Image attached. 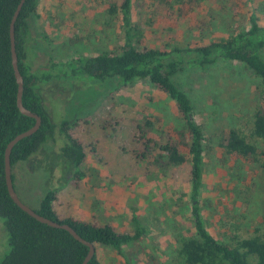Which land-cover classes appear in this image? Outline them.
I'll return each instance as SVG.
<instances>
[{
  "label": "rangeland",
  "instance_id": "374dc122",
  "mask_svg": "<svg viewBox=\"0 0 264 264\" xmlns=\"http://www.w3.org/2000/svg\"><path fill=\"white\" fill-rule=\"evenodd\" d=\"M107 3L108 0H39L35 14L28 19L33 37L30 51L36 55L33 68L51 62L55 74H62L61 67L65 68L70 59L93 56L119 45L123 33L118 18L107 16ZM184 3L187 12L177 24L175 17L165 18L166 7L155 0H133V24L142 31L143 40L153 37L156 44L166 42L178 47L217 40L225 31L217 25L219 16L228 19L229 29L245 26L250 13L259 25H264V0ZM200 21L207 25L201 26ZM172 79L189 97L193 118L204 137L198 206L206 229L218 240L234 231L245 237L255 229L264 236V169L235 159L222 164L217 148L225 130L242 127V115L251 110L257 81L230 61H218L204 70L188 66ZM77 80L82 86L69 99L59 104L55 98L50 106L45 105L51 109L55 123L76 122L73 133L87 146L81 166L83 176L74 185L71 183L75 179L69 165L58 157L60 139L56 136L54 142H45L37 153L11 167L18 199L36 210L41 197L52 189L55 199L51 206L59 219L108 224L118 232H131L130 220L136 217L147 232L136 243L140 247L135 245L128 251L129 262L144 264L148 255L161 263L169 261L175 253L177 233L190 220L188 166L158 171L145 158H138L140 149L129 129L115 120L124 124L146 115L154 134L163 135L180 127L174 104L144 81L118 88L115 79ZM8 250L0 219V258ZM95 254L100 264H124L106 247L96 246Z\"/></svg>",
  "mask_w": 264,
  "mask_h": 264
},
{
  "label": "trees",
  "instance_id": "16d2710c",
  "mask_svg": "<svg viewBox=\"0 0 264 264\" xmlns=\"http://www.w3.org/2000/svg\"><path fill=\"white\" fill-rule=\"evenodd\" d=\"M38 1L23 2L14 21L13 36L17 70L22 79L21 103L39 116L41 123L35 133L13 145L9 155L10 169L15 163L37 153L45 142H54L58 136V157L69 165L74 185L83 176L81 166L87 146L73 133L76 122L69 124L60 120L55 123L45 102L50 106V101L55 98L59 99V104L69 99L82 86L78 78L97 82L115 79L118 88L144 81L172 101L180 127L155 135L153 124L146 115L124 124L118 120L115 123L129 129L131 139L140 149L138 158H145L158 171L167 167L188 166L187 210L190 219L188 226L177 233L172 259L161 263L155 256L148 255L144 264H264V236L258 229L245 237L234 231L218 240L205 227L198 206L204 137L201 126L193 118L189 97L172 79L188 66L204 70L218 61L234 62L249 73L257 81L251 110L242 115V127H230L222 133L217 144L221 152L218 158L222 164L235 159L264 169V25H259L255 15L250 13L245 26L229 29L228 19L219 16L217 25L225 29L221 38L191 46H168L166 42L156 44L153 37L143 40L142 31L133 24V0H108L105 12L110 18H118L123 33L122 42L112 50L93 56H76L65 63V68L61 67L62 74H55V65L51 62L33 68L36 55L30 51L33 37L28 19L35 14ZM18 2L0 0V219L9 248L0 258V264H81L87 247L65 230L48 227L26 215L10 200L5 187V146L34 123L32 118L21 115L15 105L17 85L11 67L9 23ZM155 2L166 7V19L175 17L176 21H182L185 17L187 5L184 0ZM199 23L203 27L207 25L205 21ZM197 30L202 33L200 27ZM60 80L63 81L59 83ZM10 177L12 182L11 174ZM12 187L15 192L13 183ZM54 199V190L49 189L33 211L54 222L67 224L81 239L91 243L94 253L86 264H100L95 254L96 246L112 250L124 260V264H131L128 251L147 232L136 217L130 220L131 232H118L108 224L99 225L74 218L59 219L51 206Z\"/></svg>",
  "mask_w": 264,
  "mask_h": 264
},
{
  "label": "water",
  "instance_id": "95a60500",
  "mask_svg": "<svg viewBox=\"0 0 264 264\" xmlns=\"http://www.w3.org/2000/svg\"><path fill=\"white\" fill-rule=\"evenodd\" d=\"M24 1L25 0H19L17 6L15 8V11L12 15V18L10 20V23H9L10 58H11V67L13 70L14 79H15V82L17 85L16 96H15L16 108L21 115L32 118L34 120V123L29 129L15 135L5 146V149H4V181H5V187H6V191H7V194L9 196L10 200L13 202V204L16 207H18L26 215H28L29 217L33 218L35 221H37L41 224H44L48 227L65 230L75 240H77L81 244L85 245L87 247V253H86L85 257L83 258L81 264H86L91 259V257L93 256V253H94V248H93L92 244L81 239L73 231V229L70 226H68L67 224L57 223V222H54L48 218L42 217V216L38 215L37 213H35L30 208H28L27 206H25L18 199V197H17V195L14 192L13 187H12V182H11V177H10V162H9V155H10L11 148L13 147L14 144H16L21 139L26 138V137L32 135L33 133H35L37 131V129L39 128L40 123H41L39 116H37L36 114H34V113L30 112L29 110H27L26 108H24L22 103H21L22 79H21V76L17 70V65H16V55H15V51H14L13 25H14V21L18 15V12H19Z\"/></svg>",
  "mask_w": 264,
  "mask_h": 264
}]
</instances>
